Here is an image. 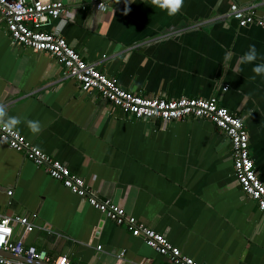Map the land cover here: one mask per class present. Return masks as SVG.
<instances>
[{"label":"crops","instance_id":"obj_1","mask_svg":"<svg viewBox=\"0 0 264 264\" xmlns=\"http://www.w3.org/2000/svg\"><path fill=\"white\" fill-rule=\"evenodd\" d=\"M237 1L264 16V0ZM62 2L66 13L48 30L123 89L214 96L241 117L264 184V76L237 59L255 45L254 63H264V26L226 20L229 0H183L173 16L151 0H115L105 11L91 0ZM64 70L49 54L12 43L0 17V108L19 119L15 131L194 261L264 264V215L237 184L226 134L204 119H133ZM29 120L41 123L40 133L30 132ZM0 213L27 217L34 229L24 248L52 257L174 264L1 140ZM21 235L14 224L13 237Z\"/></svg>","mask_w":264,"mask_h":264},{"label":"built area","instance_id":"obj_2","mask_svg":"<svg viewBox=\"0 0 264 264\" xmlns=\"http://www.w3.org/2000/svg\"><path fill=\"white\" fill-rule=\"evenodd\" d=\"M113 1L115 0H91L94 9L98 11H105L109 2ZM255 8L254 4L229 0L225 19L235 21L239 27L251 24L264 26V16L257 15ZM63 13H66V9L62 0H0V17L12 43L49 54L63 66L67 77L76 80L82 91L98 93L102 99L122 109L133 119L162 123L204 119L213 123L226 134L230 142L237 184L264 215V184L256 175L242 118L218 105L214 96L145 97L123 89L115 77L97 70L94 64L82 59L64 38L55 31L48 30ZM0 140L34 165L43 166L51 178L60 181L71 193L83 198L105 218L125 227L132 236L141 238L145 245L167 257L172 263L200 264L184 255L164 235L154 232L126 213L112 200L98 197L65 164L43 153L17 131L8 132L0 126ZM7 195H11V191H7ZM14 224L22 228V235L18 238L13 237ZM33 229L34 225L27 217L0 213V264H79L69 261L66 256L52 257L44 250L24 248V236Z\"/></svg>","mask_w":264,"mask_h":264},{"label":"clouds","instance_id":"obj_3","mask_svg":"<svg viewBox=\"0 0 264 264\" xmlns=\"http://www.w3.org/2000/svg\"><path fill=\"white\" fill-rule=\"evenodd\" d=\"M151 4L166 12L167 15L173 16L177 14L183 4V0H151ZM225 59H228L226 56ZM240 64H253L252 71L257 76H264V63H254L258 59V53L255 45H249L243 55L239 56ZM20 123L19 119L14 116H7L4 109L0 108V126L8 132L16 130V126ZM27 127L32 134L41 132L42 125L39 121H27Z\"/></svg>","mask_w":264,"mask_h":264},{"label":"water","instance_id":"obj_4","mask_svg":"<svg viewBox=\"0 0 264 264\" xmlns=\"http://www.w3.org/2000/svg\"><path fill=\"white\" fill-rule=\"evenodd\" d=\"M3 254V253H2ZM17 258H19V257H17Z\"/></svg>","mask_w":264,"mask_h":264}]
</instances>
